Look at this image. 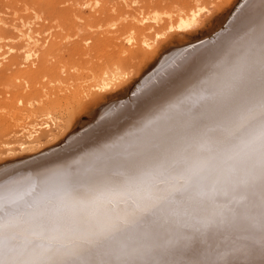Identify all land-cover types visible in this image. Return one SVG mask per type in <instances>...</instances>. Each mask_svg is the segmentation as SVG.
<instances>
[{"label": "snow or ice", "instance_id": "obj_1", "mask_svg": "<svg viewBox=\"0 0 264 264\" xmlns=\"http://www.w3.org/2000/svg\"><path fill=\"white\" fill-rule=\"evenodd\" d=\"M217 44L180 95L194 44L88 105L74 143L152 107L83 169L0 182V264H264V11Z\"/></svg>", "mask_w": 264, "mask_h": 264}, {"label": "rangeland", "instance_id": "obj_2", "mask_svg": "<svg viewBox=\"0 0 264 264\" xmlns=\"http://www.w3.org/2000/svg\"><path fill=\"white\" fill-rule=\"evenodd\" d=\"M239 2V0H230V2L226 0H0V47H2L0 52L2 54L6 52L4 55L0 53V61H2L0 62V165L24 161L25 158H31L29 154H32V157L36 156L38 152L42 153L61 145L73 134L77 135L74 133L76 122L88 105L100 97L113 96L122 89L131 87L161 59L164 51L171 49L166 52H184L190 50L189 42L197 45L214 37L229 20ZM197 7L204 9L200 12L195 27L183 32L166 30L170 24L175 23L178 15H189ZM179 11L181 13L178 14ZM142 18L144 20L139 22L138 19ZM24 21L27 24L21 27ZM14 27H20L23 33H30L38 41L36 45L38 50L35 48L37 55L34 59H30V62L23 58L24 52L20 41L13 38L14 33L18 34ZM130 32L134 41L127 44L124 38ZM144 36L149 39L150 47L142 43ZM183 42L185 43L182 45ZM174 44H181L182 47L175 48ZM57 47L61 50L56 51ZM104 66L120 67L119 69L126 75L106 91L90 89L79 95L73 122L67 131L37 150L23 152L15 150L10 154L5 152L9 148H16L29 133V131L15 133L14 113L21 106V104L18 106V100L22 99L25 102L29 97L36 99L35 92H40L47 81L48 88L49 85L54 88L59 80L63 81L70 76L88 78ZM49 67L51 69L56 67L58 75L53 74L50 77L49 74L52 73ZM73 67H77L75 71H72ZM31 71L36 74L34 79L33 76H26ZM51 79L56 81L57 85L51 82ZM32 85L35 86L34 89ZM36 129L37 132L34 134L46 133L44 127H36ZM1 167L0 169L5 166Z\"/></svg>", "mask_w": 264, "mask_h": 264}, {"label": "bare ground", "instance_id": "obj_3", "mask_svg": "<svg viewBox=\"0 0 264 264\" xmlns=\"http://www.w3.org/2000/svg\"><path fill=\"white\" fill-rule=\"evenodd\" d=\"M226 1L230 2V0H226ZM239 1H240L239 4L237 5V7L234 8V11L231 14L229 20L226 22V24L223 27L221 26L222 28L220 27L221 29H219L220 31L218 30L219 32L216 35H215L216 31L215 33H213L215 35V36L213 35L214 37H211L210 39L208 38L202 43L199 42L197 45L195 44L197 52L200 54H203L202 57L196 58L195 62L190 66L187 74L178 78L175 81V83H173L170 86V88L168 89V92H174L176 95H180L187 88H191L192 84L189 83V81L195 82L194 78L197 77L200 74V72L205 69V66L209 63V51L213 49L214 46H218L217 42L221 39V37L228 36L230 33L234 31V29L239 28L242 22H245L248 19L258 20L261 12L264 11V0H239ZM203 9H204L203 7H199V8L197 7V9L195 11H192L189 15H186V16H182L181 14L178 15V18L175 21V23L170 24L166 30L168 32H171V31L183 32V31H186L188 29L195 27L199 21L198 20L199 14ZM181 12L179 11L178 14ZM143 20L144 18L138 19L139 22H142ZM157 20L158 19H156L155 21L157 22ZM27 22L24 21L23 23H21L20 26L21 27L26 26ZM29 28H31V25ZM14 29L18 32V34L14 33L13 38L20 41V44L22 45L21 49H23V52H24L23 58L25 60H29L28 62H30V59H34V57H36L37 55L35 48H37L36 45L38 41L30 33H23L20 27H14ZM157 35L160 36L159 34ZM132 41H134V39L130 32L124 38V42L127 44H131ZM142 43L146 45L147 47H150L149 39L146 36H144V39H142ZM184 43L185 42H183L182 45ZM189 43L191 44L192 42H189ZM58 46H60V44ZM0 48L2 49V47ZM59 48L60 47H57L56 51L61 50ZM177 48L180 49V47H177ZM9 49L10 48H8V50ZM4 50L6 51V49ZM191 50L192 49L190 48V50L188 51H191ZM5 53L6 52H4V54ZM163 53H166L164 54L165 56H172L178 53V51L168 52V53L164 51ZM2 55H1V58H3ZM195 55L196 53H194V56ZM1 65L3 64L1 63ZM50 67L49 69H51ZM56 67H53L51 70H49L50 73H52V74H49L50 77L53 74L54 76L58 75V71H56L57 70ZM59 68L60 67H58V69ZM76 68L73 67L72 71H75L74 69ZM119 68L118 67L110 68L108 66H104L102 69H98L94 73L91 72L92 75L88 78H82L80 76L78 77L70 76L69 78H66L63 81L61 80L57 81L58 78L56 77V81L58 82V85L55 84L56 81L55 82L53 81L55 77H52L53 79H51L52 80L51 82L57 85L54 88L50 87V85L48 88V85H47L48 81H47L46 86H44L43 89L41 88L42 90L40 92L37 93L34 91L36 93L35 95L33 92V95L36 96V99H34L33 97L27 98L29 96L27 94L26 95L27 97L25 95L24 96L28 100L25 99V102H24L22 99H20L22 97H20L19 98L20 100H18L17 104L18 106L19 104H21V106L14 113V120L16 124L13 123L15 126L13 124L11 125L16 127V132H15L16 134L24 132V131H27V132L29 131V133L28 135H26L27 137H25L22 141H20L18 144L16 143L17 144L16 148H9L5 152L7 154H10L15 150L20 151V152L33 151V150L39 149L40 147H42V145L55 140L59 135L67 131L70 125L72 124L73 114L76 109V104L78 101L77 97L81 95L82 93H84V91L86 90L90 91V89H95L97 91H106L109 87H111V85H113L116 81L122 78V76L124 77V75H126V73ZM34 75L36 76L35 72L31 71L27 73L26 76L27 77L33 76V79H34ZM46 75L48 74L46 73ZM32 83L33 82L31 81V84ZM29 86H30V83H29ZM33 87L35 86L32 85V88ZM36 90L38 91V88ZM166 97H167V93L161 94V96L157 97V100H159V102L161 103H166L167 102ZM16 99H17V96H16ZM151 107H152L151 103L143 105L140 108H136L135 106H133L132 114L130 116L126 117L125 120L121 121L119 125L108 128L106 132L104 133V135L100 136L99 138L94 136L87 141H81L80 143H74L77 136L80 134L78 133L77 135L73 134L74 136L72 135V137L67 138L68 140L67 141L65 140L66 142L64 141V143H62L61 145L55 146V148L45 150V152H42V153L38 152L37 155L35 152L36 156H33V157H32V154H29L31 155V158L29 159L25 158L24 161L12 163L8 165L2 164L0 165V167L1 166L3 167V165L5 167L3 168L1 167L2 169H0V182L7 183L11 180H21L25 182V187H27V181L29 179L35 181L36 178L41 173L45 172L48 169H57V168H63L66 166H72L76 169H83L84 167H86L85 158L87 157L89 153L96 151L97 148H99L103 144L111 140L117 139L121 136H124L130 131L134 130V126L147 116V113ZM36 127L46 128L45 129L46 133L44 135L34 134L37 132ZM31 129H32V132H30ZM19 161H20V158H19Z\"/></svg>", "mask_w": 264, "mask_h": 264}]
</instances>
